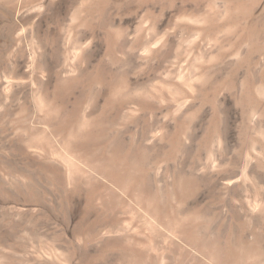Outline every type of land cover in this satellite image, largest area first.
<instances>
[{
	"label": "rangeland",
	"instance_id": "374dc122",
	"mask_svg": "<svg viewBox=\"0 0 264 264\" xmlns=\"http://www.w3.org/2000/svg\"><path fill=\"white\" fill-rule=\"evenodd\" d=\"M195 1L0 0V264H122L118 247L126 241L116 238L123 231L136 233L153 256L174 255L166 229L150 225L143 211L121 209L109 191L101 205V187L110 185L104 178L58 181L51 168L69 157L79 162L64 147L84 149L91 161L113 156L107 174L131 193L164 200L158 211L174 212L172 228L201 220L216 227L215 214L237 203L264 210L263 177L249 175L235 187L251 163L241 145H250L256 123L239 98L248 75L227 46L222 53L197 32ZM252 3L243 38L256 53V76L264 63V0Z\"/></svg>",
	"mask_w": 264,
	"mask_h": 264
},
{
	"label": "bare ground",
	"instance_id": "6f19581e",
	"mask_svg": "<svg viewBox=\"0 0 264 264\" xmlns=\"http://www.w3.org/2000/svg\"><path fill=\"white\" fill-rule=\"evenodd\" d=\"M90 1L91 0H88V3ZM189 2H190V0H189ZM252 2H253V0H198V1L193 2V4L196 7V10H199L201 12V14L199 13L200 15L198 16V20L196 21L197 24L200 23V26L198 25L199 27H198L197 32L199 31L201 33L200 35H202L203 38L211 39V40H214L215 42L219 43L220 49L221 50L223 49V52L221 51L222 53L225 52V50H226L225 46H227L228 47L226 50L227 55L233 59V62L235 65H237L238 67H240V66L243 67L245 75H248V78H246L247 79L246 82L244 84H242V87H239L240 88L239 98L244 101V112H242V113H244L245 118L248 121H252V120L255 121L256 120V123H255L254 127H252L248 133V136H249L248 139H249L250 145L248 144L247 147H245V143L241 145L242 149L246 148L252 157H251V163L248 164L242 171H240L241 172L240 179L235 182L236 185L234 182H232V183H234L236 188L238 187V189H239V186L247 183L246 181H247V179H249L248 178L249 175L251 177L259 176V177L264 178V129H263V127H264V63L260 62L261 63L260 72L257 73L256 76H254V69L257 66H255V64H253L252 61H253V58L255 59L254 56L256 53L254 51H252V46H253L252 43L243 38V34H245V32H244L245 28H247L251 24V21L249 19H247L246 16H248L250 18V11H251L252 6L254 5ZM168 3H170V2H168ZM173 3H174V1H173ZM194 18H195V16H194ZM192 32H194V31H192ZM250 35L251 34H249V36ZM203 38H201V39H203ZM210 43H213V41ZM254 50H255V48H254ZM207 52H209V51H207ZM217 52H219V50ZM144 59H146V58H144ZM217 60H219V59H217ZM256 62H258V61H256ZM231 65H229V66H231ZM229 71H230V69H229ZM234 73H235V71H234ZM252 73H253V75H252ZM203 75H205V74H203ZM205 76H207V75H205ZM205 76H203V77H205ZM255 78H256V80H255ZM101 80H102V78H101ZM244 85L247 86L246 91L248 92V94L246 91H245V94H243L244 93V91H243ZM231 86H232V88H235V84H233ZM244 96H246V97L244 98ZM240 102H241V100H240ZM239 104H241V103H239ZM102 111L104 113V110H102ZM249 123H251V122H249ZM88 124H90V122H88ZM248 125H250V124H248ZM74 133H76V132H74ZM66 134H69V133H66ZM64 138H63V134L61 133L60 137L58 139L64 143ZM181 140H183V139H181ZM72 147L74 148V146H72ZM76 148L77 147H75V149ZM64 149L67 152V154L70 153V155H72L74 157V159H77V161H79V162L75 163L76 161L75 162L70 161L69 159H71V157L68 156L69 158H68L67 162L65 164H62V162H61L62 165H59L60 167H58V170L51 168L50 173L52 175L57 176L58 181L65 180L68 183L70 182L72 184L78 177H80L84 181L85 180L86 181L87 180H93L96 178L98 179V177L104 178V181L105 180L108 181L110 183V185L106 184L105 182H104L105 184H103V185L101 184L102 185L101 190H100L101 192L99 193V196L97 198H98V200L102 206L106 207L107 204L109 203V196L110 195H109V193H107L109 191L112 193L114 199L120 205L121 209H123V208L131 209L132 208V209H136V210L137 209L141 210L144 212L143 213V214H145L144 216H147V218L149 219L150 225L155 226V224H156V228L158 225V226H161V227L166 229V232L168 233L167 238H169L168 245L169 246L172 245L171 248H172V252L174 255H172V256L167 255L166 256V255H164V253H161V254H158L157 256H153L148 251H146L144 245L140 246V243H138L137 238L135 237L136 236L135 232H134L135 236H132L130 234L125 233V231H123L122 232L123 234L119 235V238H116L117 240L126 241V243L120 244L118 247V252H119L118 254L120 255L122 264H162L164 262L165 257L170 259L172 261V263H174V264H264V210L258 209L256 206H249V205L246 206L247 204L244 205L243 203H240V204L237 203L238 205L235 208L233 207L232 208L233 210L231 212L227 211V212H222V213L221 212L216 213V211H214L216 213L215 215L220 220V224L216 227H212V226H214L212 224H211L212 226H209L208 224H207L208 226L206 224L202 225L201 224V223H203L202 220H201V222H199L197 220L195 222H191L190 220L192 218H190V220H189L190 224L196 223V222H199V223L198 224L196 223V225L191 226V227L180 226L178 228H175V227L172 228V227H170L169 223L171 221V225H172V222L175 219L174 212L161 214L160 211H158V208H159V207H157L158 203H160L161 201H162L161 203H163L164 200H161L160 202H158L160 199L157 197L153 198L155 196L154 194H153L154 196L151 197V195L149 193V195H150V197H149L145 194H142L141 191H138V192H140L139 194H137V192H135V191H134L135 193H133V192L131 193V191L133 189L131 190L130 186H127V184L125 185L123 183L122 179H120L119 177H114V175H112V174L111 175L107 174V170L104 167L108 166V167H111L113 169L115 168V163H114L115 161L113 159V156L111 157V156L105 155V157H104L103 156L104 154L102 153L101 154L102 156L100 158V156L98 154H96V159L93 158V161H91L89 156L87 157L86 154L84 152H82L84 149L83 150L81 149L82 151L81 150L74 151V150H71L69 147H66V148L64 147ZM96 150H98V149H96ZM103 150H105V149H103ZM106 151H107V149L105 150V152ZM63 155H64V153H63ZM114 156H115V154H114ZM60 160H62V159H60ZM60 160H58V162ZM122 162H123V160H122ZM58 164H60V162ZM106 164H107V166H105ZM124 164H125V162H124ZM238 165H236V167H234V170H233V172L235 171L234 176H236L239 173ZM121 168H123V167L121 166ZM128 169H125V170L127 171ZM132 169H134V168L132 167ZM138 171H140V170H138ZM150 171H151V169H150ZM144 175H145V173H144ZM144 175H143V177H144ZM173 178H175V177H173ZM202 178H204V177H202ZM205 178H206V176H205ZM130 180H131V178H130ZM152 183H154V182H152ZM184 184H186V183H184ZM171 185L173 186L174 183H172ZM235 187H233V188H235ZM139 188H141V187H139ZM144 188L146 189V187H144ZM165 188H166V186H165ZM153 189H154V187H153ZM158 189H159V187H158ZM170 189H171V187H170ZM223 189H225V191L229 190L227 186H225ZM166 190H167V188H166ZM183 190H185V189H183ZM98 191H99V189H98ZM144 191H146V190H144ZM156 192H159V191H156ZM152 193H153V191H152ZM171 193H172V191H171ZM122 194H124L125 197H122ZM157 196H159V195H157ZM166 198H167V196H166ZM111 199H112V197H111ZM157 199H159V200H157ZM167 201H166V203H167ZM178 203H180L179 200L176 201V204H178ZM169 204H170V202H169ZM119 205H118V207H119ZM178 205H181V204H178ZM118 207H117V209H118ZM181 207H182V205H181ZM109 209H111V208H109ZM115 210H116V208H115ZM200 210L198 208V211H200ZM170 211H171V209H170ZM201 211H203V210H201ZM162 212H164V210ZM192 212L193 211H191V213ZM196 212H197V209H196ZM191 213H190V215L193 214V213L192 214ZM185 215L186 216L182 218L183 223L185 221H187V219H186L188 217L187 213H185ZM193 216H194V214H193ZM198 218H200V215ZM210 218L212 220V217H210ZM213 218H214V216H213ZM148 219H146V220L148 221ZM192 220L194 221L195 218ZM214 220H213V222H215ZM187 222L185 224H187ZM208 223H210V222H208ZM151 230H152V228H151ZM153 230H155V229L153 228ZM171 235L172 236L173 235L178 236L182 243H176L172 239ZM176 236H174V237H176ZM115 242H117V241H115ZM168 248H170V247H168Z\"/></svg>",
	"mask_w": 264,
	"mask_h": 264
}]
</instances>
